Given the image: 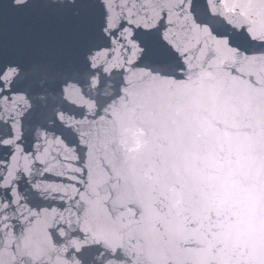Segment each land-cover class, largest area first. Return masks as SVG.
I'll return each instance as SVG.
<instances>
[{
    "label": "snow or ice",
    "instance_id": "6c2138e0",
    "mask_svg": "<svg viewBox=\"0 0 264 264\" xmlns=\"http://www.w3.org/2000/svg\"><path fill=\"white\" fill-rule=\"evenodd\" d=\"M138 5L154 15L139 20ZM253 10L264 18V0H0V99L12 105L0 111V148L34 138L39 151L51 137L79 165L69 215L38 234L20 225L0 264H188L189 247L197 264H232L229 253L264 264V24ZM238 126L247 154L227 163L247 170L216 200L175 179L189 172L176 145L209 133L228 141ZM170 181L206 232L170 219L157 195ZM14 183L3 186L5 221L22 207ZM30 195L40 208L47 191ZM20 216L31 224L40 212Z\"/></svg>",
    "mask_w": 264,
    "mask_h": 264
},
{
    "label": "water",
    "instance_id": "95a60500",
    "mask_svg": "<svg viewBox=\"0 0 264 264\" xmlns=\"http://www.w3.org/2000/svg\"><path fill=\"white\" fill-rule=\"evenodd\" d=\"M146 2V0H142ZM226 4H232L236 0H224ZM239 11V10H238ZM255 19L258 23L264 24V18H261L257 10H253ZM136 14L139 20H148L154 13L151 8H139L137 6ZM17 23V18L9 16L5 20L7 27H12ZM11 86L6 85L4 92L11 96L14 100L16 94L11 92ZM10 103H6L0 99V111L5 108H11ZM76 120H80L79 115L75 116ZM245 129L242 126L232 130V135L228 141L217 138L214 134L199 135L192 139L191 143L184 145H176L174 153L178 158L186 157V163L189 167L187 175L181 174L180 179L186 182L191 189L199 190L204 200L212 202L216 200V193L222 191L224 187H229L231 180L240 179V173L247 170L246 168L237 169L234 164H228L227 161H235L237 153L241 158L246 155V141L244 138ZM257 132H260L257 127ZM223 147L224 151L220 149ZM75 148V145H72ZM68 159H65V157ZM74 153L63 144L53 142L49 137V143L41 142L39 151H37V142L34 138H26L13 146L8 151L0 148V200L4 199V185L11 184L13 181V191L10 194L14 198L20 200L22 207L13 214L10 208L5 215L8 219L5 221L4 216L0 215V258L10 255V245L16 243L17 237L20 236V225L26 224L32 233L26 235L38 234L46 227L45 220L49 223L52 217L63 214L65 217L69 215L67 209L71 206L72 200L76 194V188L79 187L77 181L79 174L75 173V169L79 166L78 162L73 158ZM244 163L243 159L241 160ZM236 172V175L230 173ZM250 176L254 178L253 182L257 183V192L259 191V174L258 165L254 166L250 172ZM30 186L39 187L47 191V195L40 199V208H35V201L31 200ZM160 191L157 195L163 194L168 198L169 217L177 222L188 224V220L198 221L197 227L200 232L204 233L208 230L206 220H203L199 211V207L191 205L187 199L181 195L172 192L171 181L166 185H158ZM19 193V194H18ZM27 196L28 199H21ZM218 203V200L216 201ZM29 209L32 212H40V217L36 218L31 224L20 216L23 212L28 215ZM188 219L185 220L184 218ZM225 217L221 216L223 220ZM5 223L8 227H5ZM189 227H191L189 225ZM196 235L195 233H191ZM183 259L188 264H197L203 257L195 248L189 247L184 253ZM230 259L232 264H244L246 256L231 254L223 257ZM213 264H216L215 258H212Z\"/></svg>",
    "mask_w": 264,
    "mask_h": 264
}]
</instances>
